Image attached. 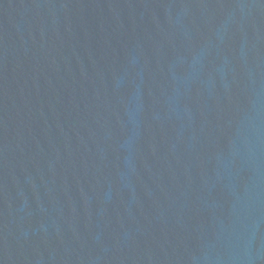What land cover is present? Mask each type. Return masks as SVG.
I'll list each match as a JSON object with an SVG mask.
<instances>
[{
	"label": "water",
	"instance_id": "95a60500",
	"mask_svg": "<svg viewBox=\"0 0 264 264\" xmlns=\"http://www.w3.org/2000/svg\"><path fill=\"white\" fill-rule=\"evenodd\" d=\"M0 264H264V0H0Z\"/></svg>",
	"mask_w": 264,
	"mask_h": 264
}]
</instances>
